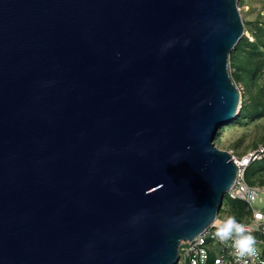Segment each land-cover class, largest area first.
Instances as JSON below:
<instances>
[{"label":"water","instance_id":"water-1","mask_svg":"<svg viewBox=\"0 0 264 264\" xmlns=\"http://www.w3.org/2000/svg\"><path fill=\"white\" fill-rule=\"evenodd\" d=\"M238 0H0V264H176L236 166Z\"/></svg>","mask_w":264,"mask_h":264},{"label":"built area","instance_id":"built-area-1","mask_svg":"<svg viewBox=\"0 0 264 264\" xmlns=\"http://www.w3.org/2000/svg\"><path fill=\"white\" fill-rule=\"evenodd\" d=\"M236 166L235 180L231 188L225 193L228 200L239 201L245 205L247 215L243 221L246 234L256 239V257H237L232 247L233 241L222 243L215 235L216 228L212 223L209 227L191 240L181 242L178 248V261L176 264H264L261 248L264 247V204L262 208H255L253 204L261 202L264 188L250 185L245 180L248 166L264 158V146L248 151L242 156L230 154ZM216 219H219L218 217ZM223 220V219H221Z\"/></svg>","mask_w":264,"mask_h":264},{"label":"trees","instance_id":"trees-1","mask_svg":"<svg viewBox=\"0 0 264 264\" xmlns=\"http://www.w3.org/2000/svg\"><path fill=\"white\" fill-rule=\"evenodd\" d=\"M243 24L244 27L249 25L247 22ZM250 31L253 40L242 37L229 59L230 67L234 70L232 77L235 83L244 85L247 95V99L241 103L238 120L242 117L264 116V22H256ZM260 79L263 82L260 83ZM263 176L264 158L250 164L245 172V180L250 185L262 186ZM227 213L228 216H234L237 222L243 221L247 215L245 205L232 200H229ZM261 252L264 256V248H261Z\"/></svg>","mask_w":264,"mask_h":264},{"label":"rangeland","instance_id":"rangeland-1","mask_svg":"<svg viewBox=\"0 0 264 264\" xmlns=\"http://www.w3.org/2000/svg\"><path fill=\"white\" fill-rule=\"evenodd\" d=\"M238 9L243 23L247 22L249 24L244 27L243 37L252 41L253 37L250 29L253 28L256 22H264V0H238ZM231 71L232 73L234 72L233 69ZM259 82H263V79H260ZM236 84L241 94L242 103L243 100L247 99L245 87L242 83ZM241 106L242 104H240V109ZM239 116L240 110L234 121L219 127L213 140L216 148L238 157L257 147L264 146V116L242 117L238 120ZM262 178L264 180V176ZM255 185L264 188V184L262 186L259 184ZM260 198V203L257 201L253 204L255 208H262L264 195L260 196ZM228 206L229 200L224 196L223 204L220 208L221 211H219L220 213L218 212L217 216L219 219L228 217Z\"/></svg>","mask_w":264,"mask_h":264},{"label":"clouds","instance_id":"clouds-1","mask_svg":"<svg viewBox=\"0 0 264 264\" xmlns=\"http://www.w3.org/2000/svg\"><path fill=\"white\" fill-rule=\"evenodd\" d=\"M213 224L216 228L215 235L222 243L233 241L232 247L235 249L238 259L258 255L255 237L246 234L245 226L238 223L234 216H228L223 220L214 219Z\"/></svg>","mask_w":264,"mask_h":264}]
</instances>
